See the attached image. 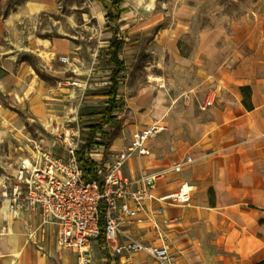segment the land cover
I'll use <instances>...</instances> for the list:
<instances>
[{"label": "rangeland", "instance_id": "obj_1", "mask_svg": "<svg viewBox=\"0 0 264 264\" xmlns=\"http://www.w3.org/2000/svg\"><path fill=\"white\" fill-rule=\"evenodd\" d=\"M99 1L0 0V79L8 74L1 67L6 60H16L18 69L24 65L33 76L30 80L22 72L11 88L0 87V206L6 178L15 174L32 140L55 141L54 129L84 130L88 141L81 157L87 161L90 149L100 145L105 158L111 160V154L129 143L130 125L137 121L166 123L168 129L157 141L165 137L170 146L178 140L189 143L198 113L214 98L210 96L212 83L198 84V68L210 64V57L200 50V34H221L215 47L218 64L230 59L229 54L242 59L257 41L264 42V0H124V13L117 22L112 19L117 15L112 3L108 2L113 10L110 19V9ZM115 32L123 41L118 75L122 106L118 107V121L101 132L97 130L103 128L96 126L109 107L110 77L116 68L108 54ZM258 32L263 36L258 37ZM31 34L36 40L67 39L72 50L60 53L55 46L53 52L31 51L25 48ZM64 56L69 57L68 63L61 61ZM62 72L65 79H80L87 86L86 94L78 97L85 108L80 109L77 121L69 118L73 100H69V86L59 83ZM32 95L36 103H32ZM141 255L145 259L131 264L153 262L143 253L131 258ZM104 257L99 250L92 255V264H108ZM115 259L114 264L118 257ZM72 262L81 264L79 254Z\"/></svg>", "mask_w": 264, "mask_h": 264}, {"label": "crops", "instance_id": "obj_2", "mask_svg": "<svg viewBox=\"0 0 264 264\" xmlns=\"http://www.w3.org/2000/svg\"><path fill=\"white\" fill-rule=\"evenodd\" d=\"M258 33V37H262L264 32ZM219 37L221 34L216 31L202 33L199 37L200 50L210 57V64L205 69L198 68V84H213L210 96L214 97V104L198 113L191 126V141L178 140L170 146L165 137L159 141L157 138L149 144L151 155L133 159L125 166L126 175L135 177L143 172L162 171L189 156L193 159L181 172L170 171L158 180L154 192L156 200L149 202L138 218L126 226L128 233L151 244H160L158 233H162L167 245L177 254L178 264H254L264 259V42L257 41L253 51L242 59L231 57L228 48L230 59L218 64L215 63V47ZM55 46L60 47V53L72 50L67 39L36 40L31 34L25 42V48L31 51L53 52ZM1 67L8 72L0 79L2 89L11 88L22 72L33 79L24 65L17 68L16 60H6ZM62 73L59 83L69 86V100H73L69 118L77 121L80 109L85 108L78 97L86 94L87 86H83L84 81L80 79H65V72ZM111 80L112 75L110 84ZM119 83L120 90L122 83ZM242 87L247 88L246 93ZM30 99L32 103L37 102L33 95ZM244 99L251 108L244 105ZM115 111L114 122L118 121V107ZM166 113L164 111V117ZM152 114L157 115L154 111ZM153 122H132L130 132L143 130ZM105 126L97 131L104 132ZM67 129L81 134L84 131ZM64 130L58 128L51 133ZM183 187L189 191V203L160 200ZM0 208L3 209L0 264H73L78 252L60 248L57 227L44 224L37 211L23 209L18 214H10L4 205ZM99 250L104 251L103 260L108 264H114L116 257V264L145 259L143 255L135 260L115 255L100 241L91 246L92 255ZM148 264L157 263L153 260Z\"/></svg>", "mask_w": 264, "mask_h": 264}, {"label": "built area", "instance_id": "obj_3", "mask_svg": "<svg viewBox=\"0 0 264 264\" xmlns=\"http://www.w3.org/2000/svg\"><path fill=\"white\" fill-rule=\"evenodd\" d=\"M61 61L67 63L68 58L64 56ZM159 85L165 87L164 83ZM213 104L214 98L210 97L204 108ZM167 129L164 122L155 121L133 132L129 143L110 155L111 160L105 158L104 147L91 148L86 155L89 163L95 164L92 174L81 160V149L88 138L80 131L65 129L56 133L55 141L33 139L15 174L6 178L2 205L10 214L23 209L37 211L44 224L57 227L58 246L76 250L81 264H92L91 246L100 241L102 234L115 255L131 258L145 253L157 264H178L162 233H158L161 243L151 244L126 230L148 203L156 200L158 180L170 171L181 172L193 162L189 156L162 171L126 175L127 163L151 155L150 142ZM160 200L185 204L190 202V195L183 187Z\"/></svg>", "mask_w": 264, "mask_h": 264}, {"label": "trees", "instance_id": "obj_4", "mask_svg": "<svg viewBox=\"0 0 264 264\" xmlns=\"http://www.w3.org/2000/svg\"><path fill=\"white\" fill-rule=\"evenodd\" d=\"M109 1L112 3V8L117 12V15L114 16L112 19L115 22H117V21H119L120 16L124 13V10L121 8V3L124 2V0H109ZM100 2L107 9H110L109 17H112L111 11H113V10H112V8L108 7L107 0H100ZM122 49H123V41L119 40L117 35H114V39L111 41L108 51H109V54L111 56V62L116 66V68L112 74L111 87L109 90V94H110L109 107L102 112L101 122H100L99 126H96L98 128H104L105 125H109V124L113 123L116 120V115H115L116 108L122 106V102H120L119 99L117 100V94H118V91L120 88V83L117 80V75H119L120 72L122 71V64L119 60L120 53L122 52ZM4 74L6 75V72H4ZM246 90H247L246 87H242V91H244V93H246ZM243 103L248 108L252 107L250 104H248L245 101V99H244ZM81 160H82V158H81ZM82 161L84 163L85 169L87 171H89L90 174H92L93 169L95 167V164L89 163V161H87V160H82ZM100 243H104L103 234L100 238ZM254 264H264V259L259 261V262L254 263Z\"/></svg>", "mask_w": 264, "mask_h": 264}, {"label": "bare ground", "instance_id": "obj_5", "mask_svg": "<svg viewBox=\"0 0 264 264\" xmlns=\"http://www.w3.org/2000/svg\"><path fill=\"white\" fill-rule=\"evenodd\" d=\"M4 208H6V205L4 206ZM3 213V209L0 208V216Z\"/></svg>", "mask_w": 264, "mask_h": 264}]
</instances>
